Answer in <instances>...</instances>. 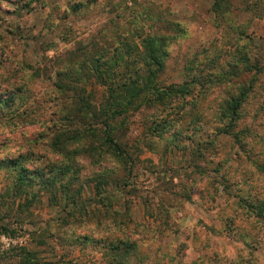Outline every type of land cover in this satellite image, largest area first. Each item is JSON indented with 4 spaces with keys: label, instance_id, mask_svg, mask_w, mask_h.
Wrapping results in <instances>:
<instances>
[{
    "label": "rangeland",
    "instance_id": "374dc122",
    "mask_svg": "<svg viewBox=\"0 0 264 264\" xmlns=\"http://www.w3.org/2000/svg\"><path fill=\"white\" fill-rule=\"evenodd\" d=\"M149 35L167 36L165 93L109 128L58 87L81 71L78 95L101 111L126 73L105 69L114 48ZM98 59L115 74L100 85L85 80ZM4 99L0 161L64 176L20 186L0 166V264H107L110 239L135 243L126 264H264V0H0ZM112 127L120 152L103 144Z\"/></svg>",
    "mask_w": 264,
    "mask_h": 264
},
{
    "label": "trees",
    "instance_id": "16d2710c",
    "mask_svg": "<svg viewBox=\"0 0 264 264\" xmlns=\"http://www.w3.org/2000/svg\"><path fill=\"white\" fill-rule=\"evenodd\" d=\"M221 5L222 4H220V7ZM216 6L217 4L215 1L214 10L217 11L218 9H215ZM176 30L177 29L175 28L174 31ZM176 32H178V30ZM166 38V35H149L141 39V41L139 42H135L132 38L130 39L127 37L118 42V46L114 48V55L111 58L112 64H109V67L105 69L113 71L115 70V68H119L120 66H122L121 68H124V70H126V73L123 74L124 77H121V79L116 81H111L109 85H107V83H104L105 87L108 86V96L107 101H105V104L102 107L101 111L92 110L96 109L94 104L90 102V97L92 96L84 95V93L83 95H78L82 90V88H79V84H81L80 81H77L78 77L81 76V71L78 72V75L75 74L74 77H68L69 80L67 81L68 83H70V85L61 86L64 84H62L60 81L58 87H60L64 92H72L74 94V97H77L78 112L89 114L91 120L97 119L99 120L100 125L109 128V122L115 120L118 116L127 114L129 111L139 110V107L142 105L143 101H145L146 96L155 93V97H160L162 93H165L163 89L157 88L156 76L158 71H160V69L162 68L161 59L163 58V56H165V41H167ZM124 56L126 57V59H124ZM138 63H141V65L137 66ZM103 67L104 65L100 60L97 61L96 64L93 63V65L91 66V70L89 71L90 75H86L85 80L89 81V79L93 78L96 79L97 83L100 85L103 77L106 78L108 74L115 75L114 73L111 74L108 72H103ZM109 79H111V77ZM140 101L141 103L136 104V102ZM7 102V99L0 100V107L6 105ZM239 105L240 102L238 100L228 103L227 107L228 111L231 114V119L232 116L235 115ZM115 129V127H112L109 132L103 130V144L105 146H108L111 150L120 152L122 149L110 136V134L113 133ZM4 163L5 165L12 166L14 168L15 173H17L16 181L20 186H31L36 184L37 182L43 183V173L48 174L49 176L46 178L47 181H45V184L48 185H46V187L44 188H49L51 184L55 185L56 183L62 186L61 180L64 176L62 168L53 167V169H47L46 171H44V169H40L38 171L31 172L23 165V162L18 159L0 161V166ZM36 172L40 174H37ZM76 181L78 180L72 178V180L69 182V187L78 185L77 189H75L73 193H70V198L72 204L75 205L78 210H80L82 207L80 206V204H76V202L74 201V196H80L82 186L80 184H77ZM109 182L110 179L108 174L100 175L96 179V181H94V185L92 187V189L96 191V194L98 196H101V194H105L104 198L98 200L99 203L102 202V205L108 203L106 202V197H109V195L107 194V190L105 187L108 186ZM248 206L250 205H247V207ZM258 207V211L256 208L258 217H264V203L259 202ZM83 209H85V207ZM108 225L110 224H105V228ZM112 225H114L113 222ZM0 230L6 231V228L2 227L0 228ZM81 240L82 242H90V240L86 237H83V239ZM110 240V243H107L105 248L107 250L105 258L107 260V264H126L127 260L131 256H133L135 252V243L127 239ZM98 241L99 240H96L95 242L98 244ZM25 254L30 255V253L27 252ZM24 262L25 264H29L30 261H28V259H24Z\"/></svg>",
    "mask_w": 264,
    "mask_h": 264
}]
</instances>
